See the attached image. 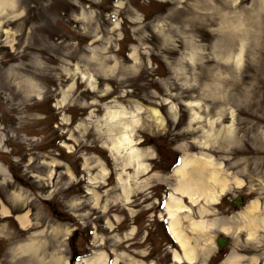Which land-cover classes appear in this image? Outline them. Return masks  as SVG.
<instances>
[{
    "label": "rangeland",
    "instance_id": "obj_1",
    "mask_svg": "<svg viewBox=\"0 0 264 264\" xmlns=\"http://www.w3.org/2000/svg\"><path fill=\"white\" fill-rule=\"evenodd\" d=\"M116 109L131 112L127 132L112 123ZM124 134L150 165L139 176L126 167L129 198L117 176L130 149L108 147ZM185 152L211 153L243 181L209 204L214 240L196 235L209 263L225 235L228 255L264 264V226L255 242L235 216L255 199L264 211V0L0 2V264H28L14 248L32 240L35 260L55 264L96 252L177 264L154 209ZM3 203L31 223L5 218Z\"/></svg>",
    "mask_w": 264,
    "mask_h": 264
},
{
    "label": "bare ground",
    "instance_id": "obj_2",
    "mask_svg": "<svg viewBox=\"0 0 264 264\" xmlns=\"http://www.w3.org/2000/svg\"><path fill=\"white\" fill-rule=\"evenodd\" d=\"M3 0H0V2ZM112 113H114L116 119L119 118V121H112V123H115L118 125V128H115L117 131L120 132H127V126L131 121H129V115L130 111L127 110H111L110 116H112ZM121 114V115H120ZM129 114V115H128ZM122 125V126H121ZM123 136V137H122ZM120 136V141H114L112 146H108L109 149L113 153H118L119 148H127L130 149L128 151V155H126V159L123 163L124 166H122V171L118 173L117 180L120 186L123 188L124 196L125 198H129V195L131 194L132 185H133V177L135 178V174L138 173V176L143 171H148L150 168L149 163L145 162L144 159V153L139 152L138 149H134L133 147V140L131 138H126L125 134ZM129 137V136H127ZM126 138V139H125ZM131 141V142H130ZM121 143V144H119ZM130 143H132L130 145ZM199 146L202 148H209L210 144L206 141L198 142ZM225 163L217 157H215L211 153L207 152H201V153H195V154H189L185 152L182 156V161L179 163V165L169 174L170 176L164 178H160V186L168 185L167 188H169V195H166L167 197V205L165 206V210H163V213L168 214L169 220L163 215L161 218V221H169V228L170 233L172 234L173 238L175 239V243L177 244V248L173 249V256H174V263L177 264H183L185 262H191L190 264H201L202 260H205L208 256H206L207 252L203 249H210L205 248L204 245H201V243L198 242L199 237L196 236L198 234H209L211 236V239L214 235V230L216 227V222H218L220 219H215L213 217L209 218V215L212 214L213 211H211L212 208H210L209 204L218 202V198L222 195L225 196L228 194V191L232 189V184L235 185L237 182L238 184L243 185V181L239 179L234 173H229V170L227 169ZM131 165L135 169V174L132 175L128 173V171L124 172L126 170V167ZM102 168L105 167L104 164L101 165ZM103 174L106 176L109 174L107 168H103L102 170ZM231 174V175H230ZM160 177V176H159ZM105 178V177H104ZM103 178V179H104ZM170 178L174 179V182L170 180ZM94 183L99 182L96 177H93L91 179ZM103 181V180H102ZM162 181V182H161ZM164 181L168 182L167 184H164ZM137 183V182H136ZM148 187L150 184H146ZM159 185V184H158ZM244 199H238L236 202V205H232L235 210H237V207L240 206V202H244ZM204 203V204H201ZM208 203V205L206 204ZM151 204V203H150ZM260 200H252L251 204L248 206V208L244 209L242 212L241 210L235 211L237 212L235 216L236 218H241L242 222L239 224L240 231H247L249 235V239H252L256 242L259 229H261L264 226V211L260 210L259 208ZM239 205V206H237ZM156 207V206H155ZM2 211L5 216H11L16 215V219L12 217L15 222H19V225L21 227H26L29 223H31L30 215L28 212L25 213H11V208L9 206H6L5 203L2 204ZM157 212V210H155ZM130 216L134 215V212H132V207L130 206V209L128 211ZM197 214V216H196ZM233 215V214H232ZM158 217V216H157ZM223 217V216H222ZM4 218V217H3ZM228 217H226L227 219ZM235 218V217H232ZM10 220V218L8 219ZM186 223L188 224V227L193 232L191 235H189V232L186 230ZM225 223V222H224ZM223 223V224H224ZM229 226L221 225L220 230L224 233L230 232L232 230V225L228 223ZM245 231V232H246ZM256 238V239H254ZM214 240V238L212 239ZM217 240V238H216ZM218 241V240H217ZM37 243L35 240L29 241L25 245L21 247H18V249L14 248L15 250H24L26 255L23 253L20 254L21 263L25 261V259L29 260L28 264H35L34 262H40L43 264H55L54 261H57L56 259H52L49 262L47 261H41L39 258L38 260H35V254L38 253L36 250ZM176 247V246H175ZM180 248V250L178 249ZM179 250V251H178ZM237 249H231L230 254L222 260V264H242L245 262V260L249 262H260V258H256L255 256H247L245 254H241L239 251H235ZM240 250V249H239ZM222 250L219 249V255ZM233 251V253H232ZM33 256H31V255ZM123 254V253H122ZM24 255L25 257H22ZM114 264H119L121 261V256L118 254H115ZM108 255L106 253H99L96 252L93 254V256L83 259L82 263L86 264H109L108 262ZM30 260H33V262L30 263ZM132 260V259H131ZM47 262V263H46ZM207 264H210L209 259L206 260ZM9 264L13 263L12 259L8 261ZM58 263L60 264V260H58ZM3 264H6L3 263ZM67 264V261H66ZM78 264H81L79 262ZM129 264H144L141 261H135L133 260Z\"/></svg>",
    "mask_w": 264,
    "mask_h": 264
}]
</instances>
